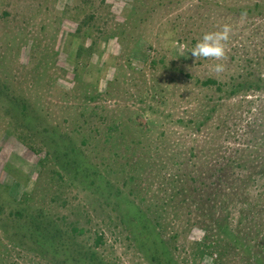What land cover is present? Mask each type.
Here are the masks:
<instances>
[{
	"label": "rangeland",
	"instance_id": "374dc122",
	"mask_svg": "<svg viewBox=\"0 0 264 264\" xmlns=\"http://www.w3.org/2000/svg\"><path fill=\"white\" fill-rule=\"evenodd\" d=\"M225 24L223 58L191 55ZM0 63V264L32 258L8 251L19 209L105 264H146L126 223L177 264H264V0H0Z\"/></svg>",
	"mask_w": 264,
	"mask_h": 264
},
{
	"label": "trees",
	"instance_id": "16d2710c",
	"mask_svg": "<svg viewBox=\"0 0 264 264\" xmlns=\"http://www.w3.org/2000/svg\"><path fill=\"white\" fill-rule=\"evenodd\" d=\"M4 16H8L10 15V12H4L3 13ZM17 59V58H15ZM15 59L12 60L10 63L11 65H13V63L15 62ZM1 64V63H0ZM9 68V66L7 67ZM16 70V68H15ZM5 72V69L2 68L1 72ZM0 82L3 84V86L0 87L2 89H8L7 92H14L15 90L12 91V87L10 85V83L8 81H6V79H0ZM204 85H210V84H216L218 85V87L222 88L221 85L218 84V82L214 79H207L203 82ZM6 96V95H5ZM12 100L10 101L9 98L6 96L8 102H9V106L7 108V113L10 114H6V118H9L8 123H15V124H24L25 120L24 117H27L24 112L28 110L29 108V104L27 103V98H24L23 95L20 94H15L12 93ZM38 109V111L40 112L43 107L40 108H36ZM78 119L81 121V119L83 120V123L88 124L90 119H87L85 114H80ZM28 120V119H27ZM68 121L71 122L70 119H64L63 120V124H67ZM46 123V122H45ZM49 126H56L59 127V125H49ZM67 126V125H65ZM53 128V127H49L46 128L45 130H43L44 133H48L47 130L51 129L53 132H57V128ZM28 132H30L31 137H35L37 140L42 141L43 143V148H45L47 150L46 152V156L52 157V147L51 145H49L47 142H45V140H43L44 138H42L43 136H41V133H38L37 131H33V130H28ZM28 137V138H31ZM54 144H58V139H52ZM60 141V140H59ZM75 150V149H74ZM56 152V150H53ZM55 160H57L55 158ZM60 162V160H59ZM58 163V160L57 162ZM24 209H19L17 211L14 212H10L9 215V219H11L10 217L13 216L14 218L18 219V220H25V230H21L20 227H18V229H16L13 226V229L17 230L15 232L12 233V235H10L8 238V243L10 244L8 246V251L9 248L12 247V251L13 253H18L21 254L20 252L22 250H26V255L29 252V256L32 257L29 261V264H105V259L102 257V253L101 252H97L95 250H93L92 248H87L84 251L79 249V246H81L80 241L78 239H76L82 232H84L83 229L77 228L75 226H71V224L69 225L70 228L69 230H62L60 229V227L57 225V223L53 222L52 220L50 221L47 220L44 215L42 213H38L37 214H33V215H26L24 217ZM5 211H3L2 209H0V214H4ZM24 218V219H23ZM12 222V221H10ZM146 222L149 223V220L146 219ZM34 225L36 227H34ZM126 227L128 228V232L130 234V236L128 237L129 240L131 241L132 237H134V239L136 241H133L134 245H135V251L140 252L144 255L145 259H146V264H177L175 263V258L170 256V254H163L161 252V250L166 251V247L167 245L165 244V242H159V240L154 237V240L152 239V242H155V245L152 248H149L146 246L145 240L144 239H140L138 237V234L134 233L135 231V226H131L128 225L126 223ZM147 230L148 229V225H147ZM80 231V232H79ZM67 238V240H73L72 238L76 239L74 242L75 243H70L69 248H66V252H65V258L61 259L58 255V250H57V245H60L59 242L60 240L62 241V239ZM96 245H99L100 243L103 242V235H98L96 237ZM75 246V247H74ZM76 247H78L77 249H75ZM75 249V250H74ZM22 255V254H21ZM83 256H85L87 259H84ZM34 258V260H33Z\"/></svg>",
	"mask_w": 264,
	"mask_h": 264
},
{
	"label": "clouds",
	"instance_id": "9594fccd",
	"mask_svg": "<svg viewBox=\"0 0 264 264\" xmlns=\"http://www.w3.org/2000/svg\"><path fill=\"white\" fill-rule=\"evenodd\" d=\"M231 27L227 24L221 30L206 32L197 41L191 50V55L196 59L214 58L220 60L225 56V42L230 39ZM216 72L224 70L223 64L214 66Z\"/></svg>",
	"mask_w": 264,
	"mask_h": 264
}]
</instances>
